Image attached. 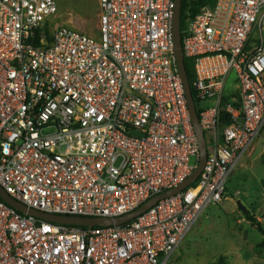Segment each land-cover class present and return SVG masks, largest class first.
<instances>
[{"label":"built area","instance_id":"obj_1","mask_svg":"<svg viewBox=\"0 0 264 264\" xmlns=\"http://www.w3.org/2000/svg\"><path fill=\"white\" fill-rule=\"evenodd\" d=\"M98 2L94 38L54 27L56 0H0V187L50 215L125 216L200 164L176 0ZM182 40L208 151L199 178L122 226L57 224L0 202V264H169L205 210L228 199L264 129V0H215Z\"/></svg>","mask_w":264,"mask_h":264},{"label":"rangeland","instance_id":"obj_2","mask_svg":"<svg viewBox=\"0 0 264 264\" xmlns=\"http://www.w3.org/2000/svg\"><path fill=\"white\" fill-rule=\"evenodd\" d=\"M56 1L59 12L54 27L66 26L99 38L98 0ZM235 82L233 73L229 87ZM201 106L210 108L213 103ZM227 188L228 199L205 210L169 264H264V235L238 206L240 201L264 229V129Z\"/></svg>","mask_w":264,"mask_h":264},{"label":"water","instance_id":"obj_3","mask_svg":"<svg viewBox=\"0 0 264 264\" xmlns=\"http://www.w3.org/2000/svg\"><path fill=\"white\" fill-rule=\"evenodd\" d=\"M182 5H183V0H176L174 19H173V38H174L177 64L185 88V93H186V98L188 102L192 123L200 146L201 159L198 168L195 169V171L181 185L171 190H168L161 195L153 197L136 211L114 219L106 218V217L86 218L80 216H58V215H50V214L42 213L34 209H29L23 203L14 200L5 192V190L2 187H0V198L5 204L15 209L16 211L22 213L23 215H29L39 220L48 221L57 224H63V225L75 226V227L122 226L133 221L142 214L146 213L159 201L175 196L176 194L187 189L199 178L207 161L208 151H207L205 135L201 127L199 115L196 109V103L192 92V87L185 66V56L183 53V40H182V30H181ZM134 134L139 135V133L136 131L134 132ZM238 206L239 209L244 212V214H247L249 212L248 209L240 201L238 202Z\"/></svg>","mask_w":264,"mask_h":264},{"label":"trees","instance_id":"obj_4","mask_svg":"<svg viewBox=\"0 0 264 264\" xmlns=\"http://www.w3.org/2000/svg\"><path fill=\"white\" fill-rule=\"evenodd\" d=\"M215 0H183L182 5V17H181V30L187 28L189 23L195 19V17L199 14L201 9L207 6H213ZM185 66L188 73L189 81L191 87H193V71H192V61L188 58H185ZM195 185V184H194ZM0 202H3L0 198ZM246 219L250 221L253 226L257 228V230L264 235V229L261 227L258 219L254 217L250 212L245 214ZM264 246V244L262 245Z\"/></svg>","mask_w":264,"mask_h":264}]
</instances>
